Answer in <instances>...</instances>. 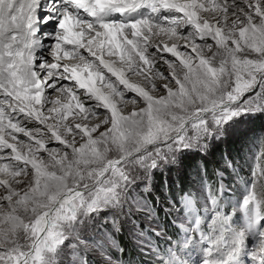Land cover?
<instances>
[{"label": "snow or ice", "instance_id": "obj_1", "mask_svg": "<svg viewBox=\"0 0 264 264\" xmlns=\"http://www.w3.org/2000/svg\"><path fill=\"white\" fill-rule=\"evenodd\" d=\"M252 117H264V0H0V264L123 252L114 234L152 218L154 175L183 172L192 153L207 163ZM223 165L221 180L235 171ZM244 188L235 205L223 184L199 206L185 194L155 264H264V159Z\"/></svg>", "mask_w": 264, "mask_h": 264}, {"label": "rangeland", "instance_id": "obj_2", "mask_svg": "<svg viewBox=\"0 0 264 264\" xmlns=\"http://www.w3.org/2000/svg\"><path fill=\"white\" fill-rule=\"evenodd\" d=\"M158 39L159 38H157L156 40ZM156 40H154L153 42L156 43ZM261 121H264V117H252L250 119L246 118V122L244 124V137H236L230 139L231 141L234 140L241 145V156L243 161L240 160L239 163H234L235 171L229 169L228 172L224 173V178L223 180H221L219 172L224 167L223 162H214V164L217 163V170L215 171L217 181L219 182V185L223 184L225 189L227 190V193L230 194H228L225 199L226 201L230 200L231 205H235L237 201L242 199V196L245 191L244 180L249 179V174L252 171L253 167L260 162V159H264V142H262L264 141V129H257V127H255L254 125L255 122ZM28 127L31 128L33 126ZM20 139L26 138L21 136ZM227 144L228 142H224L215 146L206 159H211V156L215 154V150L217 151V149H220L221 147H223L224 145L226 146ZM194 157L203 159L201 158V156L195 153L189 154L187 159L191 160V158ZM227 159L230 158L227 157ZM196 164L200 166V169H194L192 171H189L188 175L192 178V180H190L191 196L193 199H196L198 201V205H200L204 203V196L208 191H210V189L206 179L203 177V174L200 173L201 171L203 172V163H201V161H196ZM197 173H200V177L196 176L198 175ZM183 174L184 171L176 172L175 170L171 172L165 170V172L162 174H155L152 181V191L147 194L149 205L152 207V218L146 217L144 214L138 213L135 217H133V220L135 221L134 224L130 221H123L122 231L114 234L115 239L120 248L123 247L121 246L117 235L123 234L125 238L128 239V244L130 245L132 252L136 254L134 258L135 260L131 261V259L126 260L120 258L119 255L121 252L116 248H112L103 257L100 256L98 253H90L89 258L92 264H98V262L105 259L106 255L108 254L111 255L112 260L115 262V264H155L156 260L160 259L163 255L162 250L167 247L166 241L168 237L171 236L166 230V226H164L163 224V218L158 214L157 211H159L160 208H163V210H165L167 213H170L174 220V224L178 227V230L184 223V216L181 214L182 205H180L179 203L175 204L173 201L168 199L167 201L169 202H167L166 205L163 206L158 193V185L156 178L158 176H162L165 182H176L180 177L183 176ZM154 202L156 204H154ZM230 207L231 206L226 203L225 210L230 211ZM149 247L152 248L153 252L148 251ZM250 247H254V245H250ZM155 252H159L160 256L154 255L153 253ZM247 259L251 261L253 258L249 256Z\"/></svg>", "mask_w": 264, "mask_h": 264}, {"label": "trees", "instance_id": "obj_3", "mask_svg": "<svg viewBox=\"0 0 264 264\" xmlns=\"http://www.w3.org/2000/svg\"><path fill=\"white\" fill-rule=\"evenodd\" d=\"M255 127L257 129H264V121L262 122H255ZM264 136V131H263ZM215 150V149H214ZM211 159H207V163H205L204 159H200L197 157L191 158V160L187 159L186 168L184 170V174L182 177H180L176 182L166 181L163 179L162 176H158L157 179V185H158V193L161 198V202L163 206L166 205L168 199L173 201L175 204H180V201H182L185 194L190 195V180L192 178L188 175L189 171L200 169V166L196 164V161H201L203 163L204 168L203 172L199 171L203 174V177L206 179L207 184L209 186L210 191L215 192L219 187V182L217 181V176L215 171L217 170V163L214 164V162H223V159L229 157L234 163H239L240 160L243 161L241 156V145L238 144L236 141H228V144L220 149L215 150V154L211 156ZM219 164V163H218ZM237 172V170H236ZM200 173H197V177H200ZM231 173V172H230ZM194 174V173H193ZM232 184V181H231ZM229 194V193H227ZM230 195V194H229ZM154 197V196H153ZM155 201V198H154ZM154 204H156L154 202ZM160 206V205H159ZM158 206V208H159ZM199 206V205H198ZM158 214L163 218V224L166 226V230L169 232V234L172 236L173 233H175L178 230V227L174 224V220L170 213H167L163 208H160L159 211H157ZM121 246L123 247L124 251L120 253V258L122 259H131V261L135 260L136 254L132 252L130 245L128 244V239L125 238L123 234L117 235ZM136 263V262H134Z\"/></svg>", "mask_w": 264, "mask_h": 264}, {"label": "bare ground", "instance_id": "obj_4", "mask_svg": "<svg viewBox=\"0 0 264 264\" xmlns=\"http://www.w3.org/2000/svg\"><path fill=\"white\" fill-rule=\"evenodd\" d=\"M183 31L186 32L187 29H184ZM157 42H159V39L156 40V43ZM165 42H167L169 45H171L172 43H176L178 47L182 46L185 43V41L182 40V39H175V40H172V41H168V40H166V38H165ZM81 51L83 52L84 50L82 49ZM150 51H151V49H150ZM105 58L108 59V57H105ZM157 67H158V69L161 72H163L165 75H167L166 65H164L163 63H158ZM127 78H129L131 82L137 83V84H139L141 86H145V87L148 86V81H146L143 76H134V75L129 74ZM114 79L115 78H113V80ZM154 79H155L156 91L153 94L156 95V96H160V95L165 94L163 89H162V87H161L165 83V81L163 79H158V78H154ZM56 95H58V94H56ZM128 95H130V94L126 93V98H127ZM140 106H142V105L139 104V103H137L135 105H133L132 103H128L127 106L124 107L123 111H124L125 114H128L132 110H138V108ZM95 122H96L95 120L90 121V123H95ZM27 126H34V125L29 123ZM41 155H44V154L41 153Z\"/></svg>", "mask_w": 264, "mask_h": 264}]
</instances>
